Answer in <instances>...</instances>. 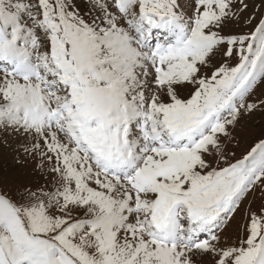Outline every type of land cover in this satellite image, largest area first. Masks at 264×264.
Listing matches in <instances>:
<instances>
[{"label": "snow or ice", "instance_id": "snow-or-ice-1", "mask_svg": "<svg viewBox=\"0 0 264 264\" xmlns=\"http://www.w3.org/2000/svg\"><path fill=\"white\" fill-rule=\"evenodd\" d=\"M0 264H264V0H0Z\"/></svg>", "mask_w": 264, "mask_h": 264}, {"label": "rangeland", "instance_id": "rangeland-1", "mask_svg": "<svg viewBox=\"0 0 264 264\" xmlns=\"http://www.w3.org/2000/svg\"><path fill=\"white\" fill-rule=\"evenodd\" d=\"M12 163V161L9 159L8 161H0V164H3L5 166H7V164Z\"/></svg>", "mask_w": 264, "mask_h": 264}]
</instances>
